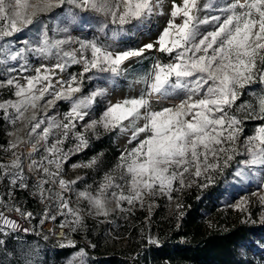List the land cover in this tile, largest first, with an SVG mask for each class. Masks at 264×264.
<instances>
[{"label": "snow or ice", "instance_id": "6c2138e0", "mask_svg": "<svg viewBox=\"0 0 264 264\" xmlns=\"http://www.w3.org/2000/svg\"><path fill=\"white\" fill-rule=\"evenodd\" d=\"M65 4L70 6L67 15L72 23L76 22L74 10L78 9L103 18L97 28L101 33H105L109 23L118 26L112 30L113 39L124 31L125 25L140 27L163 14L162 0H0V41L30 26L39 36L36 42L24 39L23 46L14 50L12 41L0 44L4 54L0 63L17 62L21 73L11 75L17 69L8 68L7 79L0 80V89H7L13 97L0 100V115L13 126L23 122L28 126L27 140L17 136L3 149L11 152L12 159L0 162V178L10 177L12 186L28 187L16 149L21 143L29 146V167L38 173L36 194L42 201L56 199L58 214L65 217L60 227L75 231L83 223V216L64 197L76 181L62 178V165L70 154L88 147L89 131L98 135L97 129H103L130 132L128 143L135 142V146L120 154L114 169L105 173L94 193L87 189L77 193L78 201H87L95 215H109V196L117 207L123 203L143 206L146 197L156 195L171 199L173 191L179 190L177 183L180 188L185 186L186 174L203 178L201 188L213 184L214 175L222 174L240 155L237 141L244 132V121L233 114V105L246 85L257 79L264 82V0H204L203 4L201 0H182L180 5L173 0L167 25L154 43L121 50L97 37H73L68 26L57 27L53 30L56 35L49 36L48 22L43 17ZM60 33L63 35L57 38ZM153 49L167 59L152 57L150 68L136 81L143 85L138 95L112 103L105 87L96 86L83 94L86 82L115 83L124 74L126 61L134 57L147 59L145 53ZM29 56L54 59L55 63H42L32 74ZM74 65L81 66V70L70 72ZM253 95L258 110L247 103L241 104L240 109L248 113L249 119L264 121V94ZM153 97L160 104L159 110L153 108ZM61 101L67 103V111L49 115L48 110L57 108ZM164 101L174 103L164 106ZM30 109L33 115L26 119ZM37 110L43 113L42 117L36 115ZM94 114L98 118L94 119ZM70 137L75 140V147L65 152L63 145ZM245 146L248 158L238 162L233 173L240 181L247 177L244 169L264 168V123L246 138ZM41 149L40 159H32ZM96 162L93 157L87 166ZM57 183L59 192L45 188ZM5 207L28 218L32 216L18 207ZM48 218L55 220L56 216L46 213L45 219ZM261 220L264 222V216ZM0 221V230L19 228L3 212ZM149 242L159 243L151 237ZM255 243L246 242L249 247ZM61 247L75 245L69 241ZM85 255L80 249L67 264H75L77 258L79 264H84Z\"/></svg>", "mask_w": 264, "mask_h": 264}, {"label": "rangeland", "instance_id": "374dc122", "mask_svg": "<svg viewBox=\"0 0 264 264\" xmlns=\"http://www.w3.org/2000/svg\"><path fill=\"white\" fill-rule=\"evenodd\" d=\"M174 2L177 5L182 4V0H174ZM217 2L226 3L228 0H217ZM172 3L173 0H162V15L153 17L149 22L140 27L125 25L124 31H121L114 39L112 38V30L118 26L109 23L105 33H101L97 31V28L99 27L98 21L103 18L94 13L81 12L78 9L74 10L76 13V22L72 23L71 17L67 15V10L70 7L67 4L62 8H54L50 13L45 14L43 19L48 22L49 36L56 35L53 30L57 27L63 28L68 26L73 37H79L81 39L97 37L103 43L110 45L116 50L140 48L145 44L156 41L170 18ZM203 3L204 0H201V4ZM201 16H203V13H201ZM176 22L180 23V18H177ZM62 35L63 33H60L57 35V38H60ZM24 39L33 42L38 41L39 36L35 32L34 27L30 26L24 32L6 38L5 41H0V44L12 41V48L14 50L23 46L22 42ZM73 47H78V45H73ZM145 56L147 59L134 57L126 61L124 74L116 78L115 83L108 81L86 82L85 92L83 94H86L87 91H90L96 86L105 87L108 90V99L112 103L123 100L126 97L138 95L143 85L136 81L150 68L153 62L152 57L161 56L165 61L167 59L166 56H162L155 49L145 53ZM3 59L4 54L0 52V60ZM29 63L31 65L29 71L34 74V69L39 67L40 64H52L55 63V60H43L35 56H29ZM8 68L17 69L11 75H21L18 71L19 64L8 61L7 63H0V80L7 79L8 72L6 70ZM79 70H81V66L74 65L71 67L70 72H77ZM247 86L241 90V93ZM9 98H13L9 91L7 89H0V100ZM155 99L153 97V108L154 110H159L160 104L155 103ZM172 103L174 101L163 102L164 106H169ZM67 109V103L61 101L58 102L57 108L49 109L48 114L55 115L57 111L63 113ZM32 115L33 112L30 109L25 114L26 119ZM36 115L42 117L43 113L37 110ZM244 115L237 116L244 121V132L237 141V149L240 155L231 162V165L222 174L217 173L214 175V183L211 185H215L218 190L216 197H204V204L207 207L201 211L199 217L202 229L204 230L227 231L238 225H246L264 230V222L261 220V217L264 216V200H262V197H264V168L251 167L244 169L247 177L243 181H240L233 175L238 162L248 158L247 148L245 146L246 138L253 134L257 126L262 124H249L247 122L249 120L246 118V111H244ZM93 118H98V114H94ZM140 124L142 125L143 121H140ZM0 130L5 139V144L1 146L3 163H8L12 159V154L11 152H5L3 149L7 147L8 141L15 140L17 136L22 140H27L28 126L26 122L17 123L13 126L7 121H4L2 115H0ZM9 133H15V135L10 136ZM97 133L98 135L89 131L88 147L80 152L70 154L67 161L62 165V178L67 181H76V184L73 185V190L71 192H65L64 197L70 200L73 208L78 207L80 209L83 216V223L75 231H72L70 228H65L66 238L62 241H49V238L44 236V241L48 243L46 250H40L44 255L47 253V262L44 264H67L68 260L80 249H83L86 253L83 257L84 264H98L95 259L99 257L94 258L91 254L93 245L106 254L101 257H108L112 253L124 250L129 255V264H134L135 254H129L130 249L138 243H143L145 247L151 245L152 243L149 242V237L159 242V235L177 231L181 226L184 216V208H182L184 195L193 190L198 194V191L206 188L200 187L204 183L203 178H194L190 174H186L184 179L185 186L180 188L179 183H177L175 187L179 190L173 191L171 199L165 195H156L146 197L143 206L139 203L132 206L123 203L121 207H117L116 202L109 196L107 203L109 215H95L91 212L87 201H78L77 193L85 189L94 193L102 182L105 173L111 172L114 169L120 154L135 146V142L132 144L128 143V138L131 135L130 132L121 134L118 130L105 132L103 129H97ZM75 143V140L70 137L63 145L64 151L68 152L70 149H73ZM22 150L31 151V149L26 144L21 143L16 149V152L20 154L23 175L28 184V187L23 189H27L38 200L36 201L32 198L34 200V208H27L32 211L36 226L39 227L43 223L52 220L50 218L45 219L46 213L49 217L59 216L64 220L65 217L58 214V201L56 199L42 201L39 195L36 194L37 190L34 185L37 182L30 180L24 170ZM42 154L43 149L39 153L34 154L32 159L39 160ZM93 157L97 158V162L91 166H87ZM74 165L78 166L74 167ZM9 180L10 177L0 178V184L3 183L4 185V189L0 192V198L3 199V204L0 205V209L6 208L5 205L7 207H18L22 209L24 208L25 199H17L15 193L16 189L22 188L18 185L12 186ZM45 188H52L53 192L60 191L58 183L45 185ZM124 190L127 192V187ZM45 195H47V192ZM200 196L199 194L198 197ZM68 219H71V217H68ZM131 229H133V232L129 235ZM69 241L73 242L75 247H61V245H68ZM179 241H183V239L180 238ZM248 241H255L256 243L251 245V247L247 246L246 240L238 243L237 252L239 257L253 259L259 264H264V238H252ZM80 245H85V247H80ZM66 248H69L70 251L66 255L59 257V254L63 253V250ZM79 259L77 258L75 264H79ZM102 264L107 263L103 262Z\"/></svg>", "mask_w": 264, "mask_h": 264}, {"label": "trees", "instance_id": "16d2710c", "mask_svg": "<svg viewBox=\"0 0 264 264\" xmlns=\"http://www.w3.org/2000/svg\"><path fill=\"white\" fill-rule=\"evenodd\" d=\"M253 94H264V82L259 79L248 85L240 94L238 100L233 105L232 112L236 116H245L241 104H252L258 110V105ZM246 118H248V113ZM249 124L264 123L258 119H249ZM5 144V139L0 130V162L3 161V151L1 146ZM4 189L3 183L0 184V192ZM215 185H210L198 194L195 190L184 195L182 208L184 216L181 226L177 231L159 235L158 245L144 246L138 243L129 254H135L134 264H259L253 259H243L239 257L237 245L242 241L252 238H264V230L246 225H238L227 231H207L202 229L199 221L201 211L207 207L204 204V197L215 198L218 194ZM16 198L25 199L24 208H34V200L29 197L27 189H16ZM201 195L198 197V195ZM30 210V209H28ZM31 211V210H30ZM32 213V211H31ZM36 227L35 221L33 220ZM133 232L130 230L129 235ZM163 234V233H161ZM128 235V236H129ZM182 238L183 241H179ZM39 235H29L24 238L18 237L15 233L7 230H0V264H44L47 262L45 255L40 250L48 248L47 241ZM50 241V239H49ZM54 241V240H52ZM94 242V241H92ZM85 247V245H80ZM69 248L63 250L60 256L66 255ZM91 254L98 264H129V255L124 250L112 253L108 257L96 246L92 247Z\"/></svg>", "mask_w": 264, "mask_h": 264}, {"label": "built area", "instance_id": "2783aa9c", "mask_svg": "<svg viewBox=\"0 0 264 264\" xmlns=\"http://www.w3.org/2000/svg\"><path fill=\"white\" fill-rule=\"evenodd\" d=\"M29 152L30 151L22 150L24 170L27 173L30 180H33L34 182H38V173L36 171L31 170L29 167L31 163V159H29L28 156ZM28 194L30 195L31 198L38 201L35 195L29 193V191ZM20 210L25 214L31 213V211L28 209H20ZM0 212H3L7 218L14 220L19 225V228L16 231H11V232L15 233L20 238L27 237L31 234L39 235L43 238L44 236H47L50 240H54V241H62L66 238V229L60 227V224L63 222V219H61L59 216H56L55 220H50L49 222L43 223L39 227L38 226L35 227L33 223V215L31 216V218H28L27 215H21L20 212L8 211L7 208L0 209ZM0 223H2V221H0ZM25 229H27V231H25ZM3 230H7V229H3Z\"/></svg>", "mask_w": 264, "mask_h": 264}]
</instances>
